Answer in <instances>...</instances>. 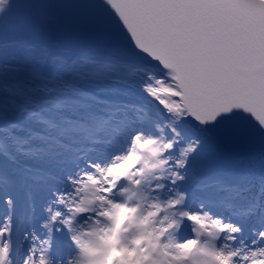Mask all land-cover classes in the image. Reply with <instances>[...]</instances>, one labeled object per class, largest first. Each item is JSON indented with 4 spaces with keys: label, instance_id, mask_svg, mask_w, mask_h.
Here are the masks:
<instances>
[{
    "label": "snow or ice",
    "instance_id": "obj_1",
    "mask_svg": "<svg viewBox=\"0 0 264 264\" xmlns=\"http://www.w3.org/2000/svg\"><path fill=\"white\" fill-rule=\"evenodd\" d=\"M114 248L264 264V0H0V264Z\"/></svg>",
    "mask_w": 264,
    "mask_h": 264
},
{
    "label": "clouds",
    "instance_id": "obj_2",
    "mask_svg": "<svg viewBox=\"0 0 264 264\" xmlns=\"http://www.w3.org/2000/svg\"><path fill=\"white\" fill-rule=\"evenodd\" d=\"M118 255H120V253L114 249L112 251V253L108 256L107 261L105 262V264H111L113 258L115 256H118ZM135 255H136V252H135V250H133V252L130 253V256H135Z\"/></svg>",
    "mask_w": 264,
    "mask_h": 264
}]
</instances>
